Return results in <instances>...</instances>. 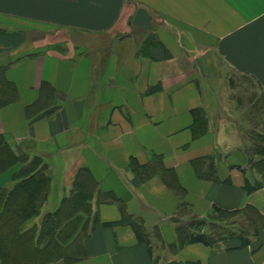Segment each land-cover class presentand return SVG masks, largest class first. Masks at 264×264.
<instances>
[{
	"label": "crops",
	"instance_id": "0c3cea01",
	"mask_svg": "<svg viewBox=\"0 0 264 264\" xmlns=\"http://www.w3.org/2000/svg\"><path fill=\"white\" fill-rule=\"evenodd\" d=\"M0 29V68L19 94L0 105V135L16 155L47 162L43 209L52 194L55 206L70 195L81 170L95 187L98 219L82 256L41 264H264V185L246 188L257 176L241 122L220 102L222 115L211 111L198 135L193 116L211 108L204 82L215 71L254 80L264 100V0H0ZM208 158L217 180L197 175ZM183 205L185 219L253 211L262 224L244 247L230 239L175 251ZM122 207L143 222L152 252Z\"/></svg>",
	"mask_w": 264,
	"mask_h": 264
},
{
	"label": "trees",
	"instance_id": "16d2710c",
	"mask_svg": "<svg viewBox=\"0 0 264 264\" xmlns=\"http://www.w3.org/2000/svg\"><path fill=\"white\" fill-rule=\"evenodd\" d=\"M1 31L0 29V32ZM6 71V67L0 68L1 106L15 103L19 99L16 86L6 78ZM51 95L52 90L50 89V93L46 98H51ZM32 108L33 107L28 108L29 114ZM204 114L202 108L194 110L193 112L195 132L198 135H203L207 130V120H205ZM259 125L262 127L264 123ZM262 149L264 150V147L259 144H252L249 147L250 153L253 152L255 155L260 153L263 155L261 159L256 161H253L251 158L250 167L264 164V153L261 152ZM200 161L201 163L199 165H195L197 175L205 179L212 176L211 179L217 180L214 160L208 158L201 159ZM17 165L20 166L18 170L16 172L11 171V169ZM205 166H207V169H205ZM48 169L49 166L47 162L40 156L31 157L25 153L20 156L16 155L6 143L3 136L0 135V177L3 178L4 175L13 172L10 181L12 187H10V185L8 187H0V257L2 259V264H25L29 261L31 264H41L37 263L39 256L36 255L40 252H45V248L48 244L52 245L47 251L50 254L52 250L54 252V246L61 247L60 249L64 250L63 252L70 250L68 252L69 255L71 253L75 254L79 251V245L72 248V250L68 247L75 245L76 237L82 238V236H84L89 223L90 213L94 215V224L98 219L95 212L93 213V205L91 204V198L95 191L94 182L86 170H81L74 179L70 195H66L61 200L59 207L55 211L44 215L39 228L40 233L36 236V239H34L33 232L37 225L35 224L31 226V228H27L26 224L31 221L32 218H36L40 215L49 197L52 178L48 173ZM258 171L262 173L260 170ZM262 185H264V183L260 182L259 179L256 178L252 181L247 177L246 188L248 191H253ZM112 201L117 200L114 199ZM122 208L123 221H131L139 235V239L145 241L152 252V236L146 232L143 222L127 213L125 207ZM180 209L181 210L174 219L176 223L177 242L169 245L175 251H178L188 243L199 242L208 246H213L219 242L230 239H239L244 247L251 244L258 236L260 229L259 225L262 224L261 217L253 211L228 212L215 209L213 214L207 218L191 217L185 219L182 215L189 212L184 205L181 206ZM77 225H80L79 228H77ZM93 226L90 227L88 233L83 237V242L90 234ZM6 227L9 229H7V233H4ZM29 232L30 235H27ZM71 232H73L72 235H70ZM159 233V231H156L154 237L159 238ZM22 244H26V247L23 249L24 251H22L24 252L23 257L26 259H19L14 255H12L14 256L13 260L9 259L11 257L10 253H13L14 249ZM73 250L75 251L73 252ZM81 256L82 255L76 257L66 256L60 258H64L67 261H75ZM28 258L29 260H27ZM155 264H160L157 258H155ZM169 264L183 263L173 261Z\"/></svg>",
	"mask_w": 264,
	"mask_h": 264
},
{
	"label": "rangeland",
	"instance_id": "374dc122",
	"mask_svg": "<svg viewBox=\"0 0 264 264\" xmlns=\"http://www.w3.org/2000/svg\"><path fill=\"white\" fill-rule=\"evenodd\" d=\"M216 64V62H214ZM217 71H215V75L210 78L208 81V84L204 82V90L208 92L209 100H210V110L206 111L204 110V115H205V120H207V117L209 115H218L221 116L222 113L220 112L218 105L221 102L225 107H226V115H231L232 118H237L241 124H240V131L245 137L246 145L245 147L249 148L252 144H259L264 147V125L261 127L259 124L264 123V101L262 99L263 95L259 87L257 86L256 82L248 77L241 76V75H226L223 76L220 80L217 78ZM219 89V90H218ZM260 101V102H259ZM214 104V108L212 105ZM256 107V108H255ZM257 109V110H256ZM256 110V112H255ZM213 111V113L211 112ZM254 112V113H253ZM262 122V123H261ZM208 125V121H207ZM255 141H254V140ZM255 142V143H253ZM261 143V144H260ZM261 152L264 153V150L262 149ZM253 161L259 160L263 157L262 154L255 155L253 152H251V156ZM264 164L256 166L254 165L253 167H249L251 174L257 176L256 178H259L260 182L264 183ZM259 168V169H258ZM260 170L262 173H259ZM56 190H53V192ZM55 196L56 194H52V198L49 202V205H46L45 208L41 210V213L39 216H37L33 222L29 221L26 224V227L31 228L32 225H37V227L34 229L33 236L34 239H36V236L40 233V225L42 223V220L44 218V215L49 212L55 211L58 207L59 204H56L55 206ZM94 213V209H93ZM93 214L90 213L89 216V223L86 229V232L84 236L77 238L75 240V245H71L68 248L72 250V248H75L76 246L79 245V251L77 253H71L70 255L68 252L70 251H65L61 250V247L54 246V252L52 250L51 254L48 251V248L52 246L51 244H48V246L45 248V252H40L38 253L39 256L37 259V263H42L48 260H53L57 259L60 257H70V256H80L83 254L82 252V246H83V237L88 233V230L90 227L94 225L93 223ZM80 225H77V228H79ZM8 227L4 229V233H7ZM73 232L70 233L72 235ZM30 235V232L27 234ZM26 235V236H27ZM25 237V236H24ZM81 238V240H80ZM24 247H26V244H22L18 246V248H15L13 253H10L11 257L9 259L13 260L14 256L16 258H24L23 254ZM156 247V248H155ZM58 248V249H57ZM158 248V249H157ZM159 248L157 247L156 243L153 245V250L156 254V256L160 255ZM75 250H73L74 252ZM16 254V255H15ZM73 254V255H72ZM14 255V256H12ZM29 260V258L27 259ZM30 262V261H29ZM28 262V263H29ZM24 263V262H23ZM25 263V264H28ZM31 264V263H29Z\"/></svg>",
	"mask_w": 264,
	"mask_h": 264
}]
</instances>
